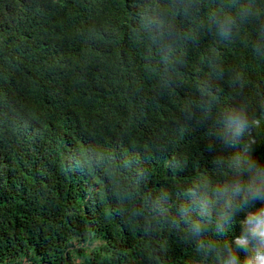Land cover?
<instances>
[{
  "label": "trees",
  "instance_id": "16d2710c",
  "mask_svg": "<svg viewBox=\"0 0 264 264\" xmlns=\"http://www.w3.org/2000/svg\"><path fill=\"white\" fill-rule=\"evenodd\" d=\"M263 101L264 0H0V264H219L179 210Z\"/></svg>",
  "mask_w": 264,
  "mask_h": 264
},
{
  "label": "clouds",
  "instance_id": "9594fccd",
  "mask_svg": "<svg viewBox=\"0 0 264 264\" xmlns=\"http://www.w3.org/2000/svg\"><path fill=\"white\" fill-rule=\"evenodd\" d=\"M233 134L222 129L225 140L227 169L222 174L229 178L227 186L212 184L202 197L194 190L185 193L192 205L180 210L188 231L199 240L200 251L214 253L219 264H264V101L249 117L238 112ZM243 134L245 137L243 139ZM223 165L225 161L217 162ZM197 188L200 185H196ZM243 214V217L239 216ZM239 235H233L236 227ZM211 229L214 239L203 243V233Z\"/></svg>",
  "mask_w": 264,
  "mask_h": 264
}]
</instances>
